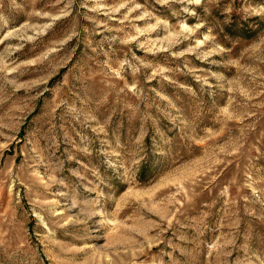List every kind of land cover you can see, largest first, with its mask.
Listing matches in <instances>:
<instances>
[{
	"label": "rangeland",
	"instance_id": "obj_1",
	"mask_svg": "<svg viewBox=\"0 0 264 264\" xmlns=\"http://www.w3.org/2000/svg\"><path fill=\"white\" fill-rule=\"evenodd\" d=\"M0 264H264V0H0Z\"/></svg>",
	"mask_w": 264,
	"mask_h": 264
}]
</instances>
